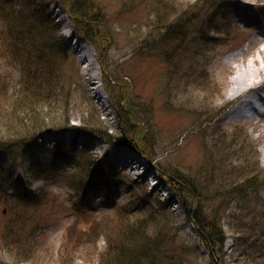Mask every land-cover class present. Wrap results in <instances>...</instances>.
Segmentation results:
<instances>
[{
    "label": "rangeland",
    "instance_id": "1",
    "mask_svg": "<svg viewBox=\"0 0 264 264\" xmlns=\"http://www.w3.org/2000/svg\"><path fill=\"white\" fill-rule=\"evenodd\" d=\"M95 1L98 15L95 24L103 25L111 33V41L101 42L98 53L91 45L78 48L85 39L75 33L71 18L65 15L58 0H36L37 10L46 5L43 14L38 11L39 17L30 11L33 18L19 29L13 17L15 12L22 14L25 10L13 0L11 12L4 14L0 9V40L25 44L23 54L13 58L6 53L10 58H0V68L13 71V82L21 81L31 70L45 71L38 88L51 91V104L30 109H34V116L44 128L52 127L58 132L37 136L36 144L27 149L18 136L33 123L32 111L19 107L23 102L14 83L10 84V91L0 94V193L6 192L10 201L2 200L0 195V264H104L101 255L107 251L109 240L117 235L128 236L121 231L137 225L145 226L143 230L148 235L167 226L162 249H152L155 255L149 256V261L155 264H209V257L219 264H241V252L252 243L255 229L239 232L252 225L240 210L259 208L264 213V180L263 185L256 183L242 194L238 191L230 194L227 215L231 213V217L215 224L224 233L223 248L216 245L209 251L198 228L187 218L195 207L176 199L164 203L169 195L157 169L188 173L187 176L196 177L202 184L208 181L209 188L203 190L208 198L219 190L213 189L223 186L220 189L227 192L248 175L254 177L259 173L264 178V118L230 121L226 116L234 104H225L231 77L238 67L252 58L264 66V35L257 33L264 26V0H215L213 9L206 13L203 12L209 8L208 2L204 5L206 0ZM200 14L206 17L204 26L209 29H201L212 39L209 43L198 42L192 28L193 36L188 38L184 49L179 48V54L176 43L160 42L163 33L175 22L196 26ZM47 15L52 24L59 22L57 35L61 38L57 46L46 44L42 50L43 41L39 44L34 32L42 29L41 21L47 23ZM62 15L66 19H61ZM23 27L28 29L24 31ZM151 39L156 43L154 46L158 44L161 50L165 49L163 53L166 49L170 52L161 57V51L157 53L149 45ZM84 51L89 60L83 58ZM15 64L18 69L12 70ZM116 78L120 81L116 82ZM125 94L141 111L137 113L144 120L137 125L146 129L144 135L153 150L157 169L134 152H130L131 156L127 154L128 143L138 138L125 133L123 114L117 118V110L109 101ZM65 119L71 127L96 123L108 135L121 134L127 145L110 146L102 139L91 140L83 135L72 138L75 134L62 130ZM218 139L235 144L227 153L229 162L224 164L212 161L215 160L212 142ZM57 142L67 145L65 161L54 160L51 149ZM72 142L78 146L76 150L68 149ZM254 157L258 168L253 167ZM82 158L104 160L105 168L114 178L94 179L84 195H75L62 177L74 174V161ZM30 165L43 167L48 176L34 179L28 171ZM221 171L225 181L220 179ZM9 177L19 184L13 182L5 191L8 186L5 180ZM218 203L219 198H212L208 205L216 211ZM202 210L209 214V209ZM119 214H125L126 219L122 221ZM26 218L32 221L23 229L26 241L20 243V253L6 249V244H12L9 231L14 226L18 228ZM95 224H99V232L93 234L90 229ZM72 225L85 233L68 229ZM69 233L80 241H67ZM246 253L255 261L263 260L255 258L252 251Z\"/></svg>",
    "mask_w": 264,
    "mask_h": 264
},
{
    "label": "trees",
    "instance_id": "2",
    "mask_svg": "<svg viewBox=\"0 0 264 264\" xmlns=\"http://www.w3.org/2000/svg\"><path fill=\"white\" fill-rule=\"evenodd\" d=\"M15 4H17V7L27 11L25 13L19 14L20 12H15V16L13 17V23L18 27L22 26L21 24L25 23L26 20L32 19V15L29 13L32 11V14L37 13L39 17L41 14H43L44 10L43 8L46 7L45 4H42L40 7L42 9L37 10V5L35 4L36 0H13ZM59 4L65 9L68 16L71 18L74 28L77 32H79L85 40H87L97 51L99 52V44L105 40L108 43L111 41V33L104 27L103 25H97L95 24L97 19L96 16L97 12L94 10L96 1L95 0H58ZM208 2L209 8L205 9L203 12L206 13L207 11H211L210 9H213V4L215 0H206L204 5ZM44 3V2H43ZM14 4V5H15ZM13 3L11 0H0V9L1 12L6 14L7 12L12 11ZM203 7V4L201 8ZM200 8V9H201ZM36 11V12H35ZM41 13H39V12ZM94 11L95 13H93ZM13 13V12H12ZM19 15H18V14ZM45 15V13H44ZM43 16V15H42ZM213 16H211L212 19ZM16 18V19H15ZM45 20L47 23L41 21V30L37 33L34 32L36 39H39L43 41V47L42 50L45 49L46 44H52L56 45L58 44L60 40V36L57 35L58 29H57V23L52 24V20L49 19V15L45 17ZM100 21V20H99ZM188 22V21H187ZM206 22V17H203V14H200L198 17V22L196 26L188 27V23L183 22H175L173 25H171L165 32L163 33V36L161 37L160 42L162 44L172 42V44L176 43L178 45V54H179V48L184 49L187 43V40L190 36H193L191 34L190 30L192 28V32H195L194 35L197 36L198 42H201L202 44L209 43L210 40H212L208 35L203 33L201 28H205L204 26ZM48 24V27L46 26ZM188 27V30H186V27ZM175 28V32H171V30ZM28 28H24L25 31ZM209 27L205 28V31L208 30ZM177 30V31H176ZM23 31V33H24ZM4 35H8L6 32ZM2 35V34H1ZM0 35V36H1ZM21 33H18V36H20ZM110 39V41H108ZM152 43L149 45L152 46L151 48H156L157 53L161 51V54H159L161 57H163L165 54L169 53V49L161 50L159 45L151 39ZM197 40V39H196ZM60 44V43H59ZM199 44V43H197ZM25 44L21 41H13L9 40L7 42L6 39L0 40V58H3L4 56L9 57L7 54H10L13 58L19 54H23L25 52L24 50ZM36 47H38V44H36ZM41 50V51H42ZM163 53V54H162ZM36 56V55H34ZM10 58V57H9ZM35 58V57H34ZM28 57L25 56V60L27 61ZM20 62V59H19ZM53 62H47V65H51ZM1 67V66H0ZM12 69V68H10ZM18 67L15 64V68L12 70H17ZM45 71H38V70H31L29 73H25L22 77L21 81L13 82V71H10L4 68H0V94L7 93L10 91V84L14 83L17 85V89H19L20 93V99L22 100L23 104H20L19 107L23 106V108H33L36 107V105H49L51 104V91L48 90H42L38 88V86L41 85L43 73ZM21 73V70H20ZM126 77V76H125ZM123 80V79H121ZM116 82H119L120 79L116 78ZM107 84V81H106ZM121 85V84H120ZM45 88V87H44ZM124 100V104L121 105V101ZM110 102L112 103L113 107L117 110L118 114H123L124 123L125 125V133L128 134L132 133L136 141H130L127 146L131 147L136 154H138L140 157H142L144 160H146L150 166L157 169V165L153 163V150L149 146L148 138L144 135L146 132V129L143 128V126L137 125V122H141L143 118L139 116L137 112H141L140 109H137L136 102L130 97L129 94H125L124 97L118 98L117 100L110 99ZM124 106L126 107V111H124ZM31 112V118L30 120L33 121V123L30 124L28 128L25 129L24 132L19 135V138H22L24 141L21 142L27 149H30L33 145L36 144L37 136L43 135V133H58L57 129L52 127H46L44 128L43 124H40L37 120V117L34 116L35 111L34 109H30ZM144 112V111H143ZM144 116V115H143ZM121 119H123L121 117ZM126 120V121H125ZM144 120V119H143ZM131 121L133 122L131 124ZM208 120L203 122L206 124ZM64 129L67 131H72L74 134L78 135H84L87 138H95V139H102L105 142H107L110 146H120L124 145V138L121 136V134H118L117 136L114 135H108L107 131L104 129H100L97 127L96 123H83L84 127H71L68 125L67 119H65ZM44 128V129H43ZM49 129V130H48ZM61 130V131H62ZM63 132V131H62ZM140 135V138L137 137ZM143 136L144 139H141ZM76 144L72 142L70 146H68L69 150H76L75 146ZM235 146V144L233 145ZM232 143L225 142L222 139L214 140L212 142L211 150L214 153L213 157H215V160L212 159V161L221 162L222 164L229 162V157H227V153L231 151L232 149ZM67 145L61 142H57L53 145L51 152L53 153L54 160L59 161H65L67 160V155L65 153ZM83 147V146H82ZM254 168H258L257 161L254 157ZM216 165V163L213 164V166ZM76 172L74 174L65 175V177H62L63 181L66 183L68 187H70L71 191L75 195H84L92 183L94 179L103 178V180H112L114 177L111 174L109 169L105 168L104 160L97 159H79L74 161V167ZM83 169V170H82ZM205 169H207L205 167ZM160 174V179L165 183L167 191H168V198L164 201L168 202L170 199H176L179 202H186V204H189V206L195 207L194 212L191 216H187L188 220L192 223V225H195L198 230V234L201 237L205 247L211 251L213 246H218L219 248H223L225 237L222 229L220 226L216 227L215 224H217L222 219H226V217H231V213L227 215L228 208L227 205L230 203L229 196L230 194L234 193L235 191H238L240 194L242 192L247 191L249 187L254 186L256 183H259V185H263L262 176L257 173L254 177H251V175H248L244 181L239 184L236 187H230L229 191L225 192L221 190L223 186H219V188L213 189L218 190L215 193L212 192V195L210 198H208L206 192H203V190H207L209 188L208 181L206 184L200 183L196 177L194 176H187L188 173L179 174L174 171H167L162 169H157ZM29 173H31L34 176V179L41 178V177H47L48 171L44 169L43 167L39 165H30L28 168ZM218 171V170H217ZM216 172V171H214ZM187 174V175H186ZM209 174V183H210V173ZM224 173L221 171V181H225ZM5 180V183L8 184L7 188H10L9 184L12 185L13 182H16L15 185L19 184L17 179L11 178ZM218 182L220 183L219 179ZM211 185V184H210ZM221 185V183H220ZM257 186V185H256ZM3 190V191H4ZM6 191V190H5ZM4 191V192H5ZM142 193H145L142 190ZM2 200L7 201L9 197L5 193H0ZM204 195V196H203ZM178 198V199H177ZM219 198L218 203V209L213 210V208L209 207V202L211 199ZM185 200V201H184ZM10 202V201H9ZM72 208V207H71ZM202 208L209 209V214L205 215L203 213ZM73 211H76V209H73ZM243 214V217L246 219L252 221V225L248 228H242L240 230V233H244L246 229H255L253 231L254 238L252 240V243L248 244V249H245V252H241L243 256V261H240L241 264H264V213L263 209H249L248 207H244L242 210H240ZM244 211V212H242ZM83 212V211H80ZM25 214V213H23ZM209 216V217H208ZM234 216V215H233ZM232 216V217H233ZM122 217V221L126 219L125 214H119V218ZM263 218V219H262ZM19 217L17 218V220ZM262 220V221H261ZM32 221V219L25 220L24 223L19 225L17 228L14 226L9 231V241L13 244H6V249L12 250L20 253V243L25 242L26 239L24 238V227ZM9 222V221H8ZM105 225V224H104ZM73 227L68 228L72 229L73 231H77L76 225H72ZM164 226V225H163ZM159 228V230L156 233H153V235H148L146 232L144 233V227L141 225H137V227H125L124 230L121 232L128 233L129 235L126 237L119 238L118 235L112 237V240H109V243L107 245V251L101 255L102 261L104 264H155L154 261H149L151 258H149L150 255H155L154 252H152V249H157V251L162 249L163 243L166 242V237L164 234L166 233V225L164 226V229ZM222 226V224H221ZM234 228V227H233ZM99 229V224L92 225V229L90 231L93 234H96ZM78 233H85V232H78ZM77 233V234H78ZM80 235V234H78ZM256 235V236H255ZM239 239L241 240V235H239ZM253 237V236H252ZM251 237V238H252ZM67 241L74 242V237L69 233L66 235ZM156 239L159 240V242L156 241ZM79 240L75 242H79ZM121 241H125V243H120ZM74 242V243H75ZM159 243V245H158ZM159 246V247H156ZM164 248V247H163ZM156 251V252H157ZM252 251V254L256 255L255 258H262V261H255L251 258L250 253L249 255L246 252ZM163 256L164 252L162 251ZM161 253V254H162ZM212 256V253H211ZM15 258V257H14ZM212 260V261H210ZM209 264H219L218 261H213L212 258L209 257Z\"/></svg>",
    "mask_w": 264,
    "mask_h": 264
},
{
    "label": "bare ground",
    "instance_id": "3",
    "mask_svg": "<svg viewBox=\"0 0 264 264\" xmlns=\"http://www.w3.org/2000/svg\"><path fill=\"white\" fill-rule=\"evenodd\" d=\"M61 19L66 17L62 15ZM57 24L60 25L59 22ZM88 46V43L81 40L78 48L85 49ZM82 56L85 60L88 59L85 51ZM233 58L235 57L231 59ZM226 99V105L234 104L226 116L228 120L264 118V66L262 67V64L259 65V62L252 58L246 65L238 67L231 77ZM262 158L264 159V151Z\"/></svg>",
    "mask_w": 264,
    "mask_h": 264
},
{
    "label": "water",
    "instance_id": "4",
    "mask_svg": "<svg viewBox=\"0 0 264 264\" xmlns=\"http://www.w3.org/2000/svg\"><path fill=\"white\" fill-rule=\"evenodd\" d=\"M185 212L188 214V213H189V209H188V208H186V209H185Z\"/></svg>",
    "mask_w": 264,
    "mask_h": 264
}]
</instances>
